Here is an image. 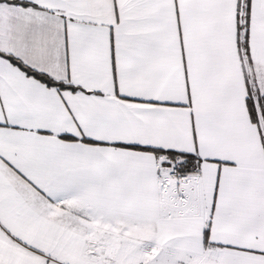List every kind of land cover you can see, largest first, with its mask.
<instances>
[{
    "label": "snow or ice",
    "instance_id": "snow-or-ice-1",
    "mask_svg": "<svg viewBox=\"0 0 264 264\" xmlns=\"http://www.w3.org/2000/svg\"><path fill=\"white\" fill-rule=\"evenodd\" d=\"M0 264H264V0H0Z\"/></svg>",
    "mask_w": 264,
    "mask_h": 264
}]
</instances>
